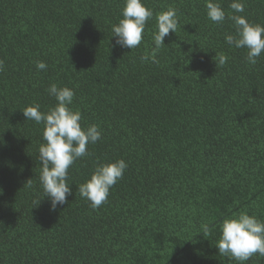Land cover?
Here are the masks:
<instances>
[{"label":"trees","instance_id":"trees-1","mask_svg":"<svg viewBox=\"0 0 264 264\" xmlns=\"http://www.w3.org/2000/svg\"><path fill=\"white\" fill-rule=\"evenodd\" d=\"M141 2L153 17L129 49L112 32L126 0H0V264H264L259 254L221 256L215 245L225 218L246 212L264 222V52L251 65L246 48L226 42L235 0H212L226 13L219 24L207 0ZM239 2L244 11L234 14L264 26V0ZM169 7L177 30L159 63L143 62L156 15ZM52 84L73 90L68 107L82 128L101 131L69 168L71 194L55 210L39 179L44 124L22 112L54 107ZM121 159L123 177L94 210L79 185L97 164Z\"/></svg>","mask_w":264,"mask_h":264},{"label":"clouds","instance_id":"clouds-1","mask_svg":"<svg viewBox=\"0 0 264 264\" xmlns=\"http://www.w3.org/2000/svg\"><path fill=\"white\" fill-rule=\"evenodd\" d=\"M233 13L228 19L234 22L235 34H228L225 40L236 48H246L247 62L251 65L257 63V57L264 52V26L252 24L245 17L234 13L244 11V4L235 0L229 6ZM207 16L215 23H222L226 18L225 11L218 3L207 0ZM122 19L113 25V36L117 37L116 44L129 49L137 48L142 40L145 25L153 17V11L147 8L141 0H126L122 9ZM157 29L154 34L155 47L150 52L141 55L143 62L151 60L159 63L157 54L164 45V38L170 32H176L178 17L176 9L169 7L156 15ZM216 66L226 64L228 57L224 53H216L213 58ZM38 69H46L42 61L36 62ZM4 70V61L0 60V71ZM49 94L54 96L57 104L47 113L39 110L40 106H28L23 109V114L28 120L43 123V140L39 147V161L41 162L40 182L45 196L51 200V210L58 204H66L71 188L67 183L68 170L81 157L88 155L87 146L101 139L99 126L92 124L86 129L81 126V113L68 107L73 101L74 92L68 87H57L52 84ZM127 164L124 160L97 164L89 180L79 185L78 192L82 198L90 202L96 210L107 203L110 189L123 177ZM32 187L31 178L25 183ZM24 184V185H25ZM2 192V189H0ZM40 203L37 202V205ZM203 236L210 234L207 224L203 226ZM221 236L216 242L219 254L239 262L249 260L259 254L264 257V222L246 212H240L233 217L225 218L220 225Z\"/></svg>","mask_w":264,"mask_h":264}]
</instances>
